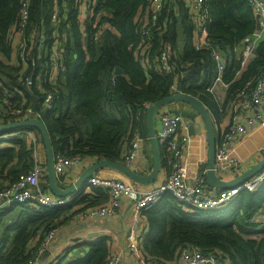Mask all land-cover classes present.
I'll list each match as a JSON object with an SVG mask.
<instances>
[{
  "label": "trees",
  "instance_id": "16d2710c",
  "mask_svg": "<svg viewBox=\"0 0 264 264\" xmlns=\"http://www.w3.org/2000/svg\"><path fill=\"white\" fill-rule=\"evenodd\" d=\"M23 1L0 0V54L6 60L0 59V89L18 91V98L38 112L48 130L54 158L63 155L122 163V148L129 146L135 129L149 142L146 109L172 95L170 87L181 73L185 76L184 81H179L182 92L198 99L210 111L217 108L206 91L217 74L216 62L209 49L197 51L193 47L195 24L185 0L165 1L150 41L142 34L144 23L151 21L150 0H96L93 18L85 21L80 20L74 0H32L29 22L22 35L28 52L26 64H30L27 68L12 38ZM206 8L210 16L209 39L226 60L224 78L230 83L229 102L247 83L255 85L264 72V39L237 77L243 40L258 30V19L248 0H206ZM56 12L57 24L53 20ZM105 25L111 29H101ZM99 31L100 36L95 38ZM41 33L44 42L38 49ZM57 41L64 69L52 84L45 81V70L51 64ZM164 49L170 52V63L176 65L175 74L161 69ZM31 64H36V69ZM117 69L122 73L116 75ZM32 73L34 78L41 77V87L37 79L31 89L23 84L22 78ZM46 91L55 96L49 107L43 105ZM179 105L184 109L176 108ZM185 105L173 104L170 110L185 120H196L197 114ZM27 129L38 137L47 166L40 132ZM10 144L0 150V191L33 166V150L25 137ZM163 167L169 171L164 156ZM42 186L48 190L47 176ZM91 188L93 197L82 194L60 208L19 204L4 209L0 215V264L37 260L49 232L57 231L73 216L109 202L107 192ZM262 206L264 183L255 192L242 191L230 205L214 211L187 212L166 195L145 212L149 231L140 244L141 250L146 260L165 264L174 262L188 246L204 253L218 251L231 264H264V227L255 222ZM66 252L70 255L58 258L55 264H107L111 246L107 238H98Z\"/></svg>",
  "mask_w": 264,
  "mask_h": 264
},
{
  "label": "built area",
  "instance_id": "2783aa9c",
  "mask_svg": "<svg viewBox=\"0 0 264 264\" xmlns=\"http://www.w3.org/2000/svg\"><path fill=\"white\" fill-rule=\"evenodd\" d=\"M32 0H24L18 28L12 33L13 40L17 43L18 57L26 64V43L22 36L29 22V9ZM166 0H150L152 9L151 21L145 22L143 35L151 40V30L155 26L161 14ZM186 7L195 24L192 44L195 50L203 51L209 49L211 58L216 62L217 74L206 91L217 104L215 110H208L210 117L215 118L219 133L216 153L215 168L217 174L225 180L227 175L238 176L249 166L250 161L255 160L264 153V72L256 81L251 82L236 92V96L229 102L228 90L230 83L224 78L226 71V60L218 46L212 44L209 39L208 25L210 23L209 12L206 8V0H185ZM79 8L81 21L92 19L96 0H74ZM249 6L258 19V30L243 40L242 64L237 71L238 77L247 62L254 56L257 44L264 39V0H248ZM59 15L53 16L57 24ZM149 20V17H148ZM101 29H111L109 25L101 26ZM100 36L96 32L95 38ZM58 39V37H56ZM44 34L40 35L38 49L42 47ZM59 42H56L51 56V64H47L45 70V81L52 84L57 80L61 70V51ZM161 69L166 74H175L176 65L170 63V52L164 49L160 56ZM36 69V64H31ZM185 69V68H184ZM41 87V77L34 78L25 75L23 84L31 89L36 84ZM184 73L176 76V82L170 87L171 94H180L179 81H184ZM18 91L9 88L0 89V126L38 118V112L26 100L18 98ZM54 93L46 91L43 105L49 107L54 102ZM171 106V105H170ZM170 106L163 107L156 115L157 138L161 148L162 156L165 157L169 171L164 181L152 188H140L124 173L113 169L104 168L97 171L88 180L89 187L99 188L109 195V202L101 206L92 207L81 213L83 218H110L117 216L122 204L127 200L132 204L133 217L136 221L142 214L151 210L164 196L169 195L175 202L187 212L214 211L230 205L242 191L255 192L264 183V169L251 180L230 189H211L207 185V161L208 143L201 118L188 121L182 115L171 112ZM202 125V127H201ZM194 126L195 133L190 134L189 128ZM19 137L27 139L29 147L33 150L32 169L22 174L15 182L7 185L0 191V215L4 209L19 204H31L45 208H60L70 203L68 198L55 197L48 190H44L42 182L47 176V167L41 153V144L36 134L29 129H15L0 133V150L11 146V141ZM147 139L142 137L135 129L127 151L122 156V164L131 168L141 155V147ZM82 158H67L58 155L55 158L54 170L57 176L62 175L70 167L78 165ZM264 227V217L259 222ZM137 226L130 232L127 238L128 248L134 255L138 264H165L158 260H146L141 247ZM56 231L46 235L41 245L40 253H43L51 241L55 238ZM175 263L181 264H231L229 260L221 257L218 251L204 253L200 249L188 246L181 250L175 258ZM29 264H37L32 260ZM107 264H122L121 257L111 254Z\"/></svg>",
  "mask_w": 264,
  "mask_h": 264
},
{
  "label": "crops",
  "instance_id": "0c3cea01",
  "mask_svg": "<svg viewBox=\"0 0 264 264\" xmlns=\"http://www.w3.org/2000/svg\"><path fill=\"white\" fill-rule=\"evenodd\" d=\"M14 59L15 54L13 55V60ZM176 108H179V106H177ZM128 147V144H125L123 146L122 155L127 151ZM263 158L264 153L258 156L257 159L250 161L247 169L240 173V175L248 171ZM98 160L99 159L96 158L82 159V161L78 165L68 168L64 174L57 176L58 182L62 187H68L72 185L78 180L80 175L87 168H89ZM152 165L153 161L151 144L150 141H145L141 147V155L131 168L138 174L146 176L151 173ZM166 176L167 169L162 166L158 180L155 184L138 185V187L143 189L155 187V185L164 181ZM236 177L237 176L235 175H227L224 179L226 181H230ZM82 193L85 195H90V197H93L95 194L94 189H92L91 187H87ZM76 208L79 209L81 208V206H77ZM263 217L264 206H262L260 211L256 214L255 222L259 224L260 220ZM135 226H137L136 231L138 233L139 241L141 243L144 236L149 231V224L145 214H142L138 221L134 219L132 204L127 200L122 204L119 214L114 217L87 219L83 218L82 214H77L73 216L68 223L61 225L57 229V231L55 232V238L47 246L46 250L43 253L39 254L37 258V264H55L58 258H65L66 255H70V253L66 252L68 248L74 247L75 245H78L82 242H92L98 238H107L109 240L111 246V254L119 255L121 257L122 264H138L134 255L130 252L127 242L128 235L134 229ZM74 251L78 253L77 250ZM66 260H68V258ZM171 264L181 263H175L174 261Z\"/></svg>",
  "mask_w": 264,
  "mask_h": 264
},
{
  "label": "water",
  "instance_id": "95a60500",
  "mask_svg": "<svg viewBox=\"0 0 264 264\" xmlns=\"http://www.w3.org/2000/svg\"><path fill=\"white\" fill-rule=\"evenodd\" d=\"M122 70L117 69L116 75L121 74ZM187 104L191 106L201 118L202 124L205 129L207 143H208V161H207V174L206 181L208 187L211 189L223 190L240 186L243 183L251 180L264 169V158L256 163L252 168L236 178L226 181L223 180L216 172L215 168V153L218 141V136L213 128L212 119L207 108L196 98L188 94H174L162 100L152 103L146 109V123L148 130V139L151 144L152 150V171L149 175H141L134 171L132 168L125 166L122 163L111 162L108 160H98L87 168L78 178V180L68 187H62L58 182L57 175L54 170V153L51 145L50 136L45 124L38 118L29 120L13 122L0 126V133L8 132L15 129L36 128L40 134L45 146L46 163H47V188L55 197L68 198L70 201L82 195L84 189L89 187L88 180L97 171L104 168L116 169L127 175L135 185H151L155 184L158 180L160 171L163 166V156L157 138V124L156 115L160 109L173 104ZM189 133H195L194 126H190Z\"/></svg>",
  "mask_w": 264,
  "mask_h": 264
},
{
  "label": "rangeland",
  "instance_id": "374dc122",
  "mask_svg": "<svg viewBox=\"0 0 264 264\" xmlns=\"http://www.w3.org/2000/svg\"><path fill=\"white\" fill-rule=\"evenodd\" d=\"M0 58H1V60L6 61L5 58L1 54H0ZM8 62H6V63L8 64ZM185 106H187V108H189L190 111H193L198 116V113L195 110H193L191 108V106H189L187 104ZM181 108L184 109L183 105H179V109H181ZM212 123H213V128H214L215 132L218 134L219 133V129H218V125H217L216 120H215L214 117H212ZM41 153H42V157L44 158V152H43L42 145H41Z\"/></svg>",
  "mask_w": 264,
  "mask_h": 264
}]
</instances>
